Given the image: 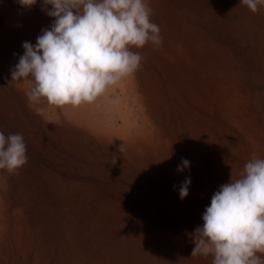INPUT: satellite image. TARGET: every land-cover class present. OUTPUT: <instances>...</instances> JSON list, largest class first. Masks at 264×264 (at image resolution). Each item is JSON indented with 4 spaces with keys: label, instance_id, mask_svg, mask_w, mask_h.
Here are the masks:
<instances>
[{
    "label": "rangeland",
    "instance_id": "374dc122",
    "mask_svg": "<svg viewBox=\"0 0 264 264\" xmlns=\"http://www.w3.org/2000/svg\"><path fill=\"white\" fill-rule=\"evenodd\" d=\"M148 2L162 46L133 48L141 67L96 101L56 107L11 82L22 43L52 18L42 0H0V131L22 134L28 157L0 170V264H212L191 256L202 214L264 159V6Z\"/></svg>",
    "mask_w": 264,
    "mask_h": 264
},
{
    "label": "clouds",
    "instance_id": "9594fccd",
    "mask_svg": "<svg viewBox=\"0 0 264 264\" xmlns=\"http://www.w3.org/2000/svg\"><path fill=\"white\" fill-rule=\"evenodd\" d=\"M36 2L19 0L29 8ZM240 3L254 14L264 6V0ZM41 10L52 18L50 27L41 30L34 45L22 43L23 55L11 69V82L29 81L25 95L32 106L92 103L141 67L144 57L133 48L163 44L148 0H42ZM45 111L35 107L38 115ZM124 150L123 144L117 149ZM26 153L22 134L0 131V170L16 172L27 164ZM189 166L181 158L177 171ZM190 184L186 177L180 185L181 200ZM202 220L195 229L192 257L211 255L212 264H264V159L253 154L240 178L221 185Z\"/></svg>",
    "mask_w": 264,
    "mask_h": 264
}]
</instances>
